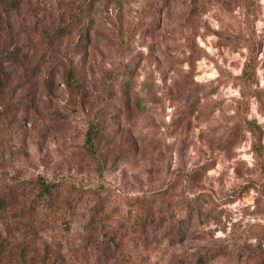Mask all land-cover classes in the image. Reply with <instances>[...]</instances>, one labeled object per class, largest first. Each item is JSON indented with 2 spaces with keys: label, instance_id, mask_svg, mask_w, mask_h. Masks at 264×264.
<instances>
[{
  "label": "rangeland",
  "instance_id": "374dc122",
  "mask_svg": "<svg viewBox=\"0 0 264 264\" xmlns=\"http://www.w3.org/2000/svg\"><path fill=\"white\" fill-rule=\"evenodd\" d=\"M243 116L264 130V0H0V264H264Z\"/></svg>",
  "mask_w": 264,
  "mask_h": 264
},
{
  "label": "trees",
  "instance_id": "16d2710c",
  "mask_svg": "<svg viewBox=\"0 0 264 264\" xmlns=\"http://www.w3.org/2000/svg\"><path fill=\"white\" fill-rule=\"evenodd\" d=\"M242 78V96L248 100L252 95L253 89V76L250 72V64L247 63L245 69L241 75ZM67 79L69 83L74 82V71L71 66L67 68ZM105 107H100L93 119L88 122V126L85 132V149L86 151L98 162L99 171L102 172L103 164L101 163V156L99 154V144L104 135L103 128L105 126ZM245 123L246 130L252 134V150L259 160V166L264 177V144L263 135L264 130L260 124L256 121L248 120L243 116L241 119ZM37 187L42 196H51L56 189V185L52 182H48L43 176H39L37 179ZM5 203V198H0V206Z\"/></svg>",
  "mask_w": 264,
  "mask_h": 264
}]
</instances>
